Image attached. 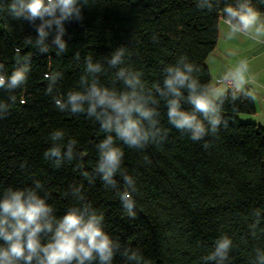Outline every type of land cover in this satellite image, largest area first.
Segmentation results:
<instances>
[{"label":"trees","instance_id":"1","mask_svg":"<svg viewBox=\"0 0 264 264\" xmlns=\"http://www.w3.org/2000/svg\"><path fill=\"white\" fill-rule=\"evenodd\" d=\"M197 0H89L82 9V22H66L68 51L58 56L52 48L41 54L24 44L35 36L32 25L0 15V63L10 75L16 54L31 56V72L26 84L15 91L17 101L9 115L0 119V194L9 186L27 188L39 180L50 193L48 203L63 215L75 201L71 185H83L86 199L104 214V227L123 247L139 249L145 264H203L201 257L222 235L232 238L234 247L229 264H252L254 249H264V234L253 238L248 224L251 213L261 209L264 216V126L241 120L239 112L253 113L254 100L244 96L225 101L224 123L217 135L193 141L167 120L161 105V126L167 129L162 146L144 150H124L123 166L137 182L136 215L130 217L114 190L105 188L94 168L98 159L95 145L104 138L99 124L86 115L60 112L45 94V73L59 71L63 78L59 94L78 90L83 59H100L124 45L125 65L144 73L149 85L162 80V68L186 55L200 68L201 83L210 84L205 63L218 39L222 9L235 0H219L213 11L200 10ZM264 12V0H252ZM157 36V41L152 36ZM51 39V37L49 38ZM80 62L73 59L75 52ZM111 71L101 81L111 86ZM9 93L0 89V101ZM190 110L189 105L184 106ZM63 129L65 142L77 140L82 159L56 168L43 153L51 146L50 133ZM208 143V147L203 145ZM147 156L151 163H147ZM25 167H21V164ZM82 171L95 179L89 182ZM119 179V177H117ZM44 195V191L40 192ZM264 229V221L259 225ZM113 264H126L117 255Z\"/></svg>","mask_w":264,"mask_h":264},{"label":"clouds","instance_id":"2","mask_svg":"<svg viewBox=\"0 0 264 264\" xmlns=\"http://www.w3.org/2000/svg\"><path fill=\"white\" fill-rule=\"evenodd\" d=\"M219 0H197L196 6L208 12ZM89 0H0V15L12 20L26 21L36 35L24 38V44L32 46L41 54L52 48L58 56L68 51L66 22H82V9ZM222 11L223 23L227 26L226 38L238 34L264 41V17L252 0H235L226 4ZM51 37V39H49ZM153 35L152 40L157 41ZM128 49L118 46L100 59L87 55L83 59V72L79 76L78 90L59 94L57 85L63 74L59 71L45 73V94L51 96L60 112L71 115L84 114L99 124L104 138L96 145L98 159L94 172L99 175L105 188L114 190L121 206L130 217L136 215L138 195L135 177L123 166L124 150H144L149 145L157 147L167 140V129L161 126L160 108H166L168 123L187 133L193 141L217 135L224 123L222 115L225 101L234 104L244 96L254 99L248 90L250 71L247 60H240L228 68L216 85L201 83L200 68L186 55H180L175 63L162 68V80L149 85L144 73L125 65ZM73 59L80 62L79 51ZM111 71V86L101 81V75ZM31 72V56L16 54V67L9 75L6 66L0 63V89L9 93L8 101H0V119L6 118L17 101L14 94L23 87ZM218 85V86H217ZM189 105L190 110L184 106ZM51 146L43 153L56 168L66 162L82 159L77 150V140L65 142V132L57 129L50 133ZM208 147L206 142L203 145ZM147 163H151L147 156ZM21 164V167H25ZM90 183L95 177L82 171ZM119 177V179H117ZM44 191V195L40 192ZM75 203L63 215L48 200L50 193L44 190L41 181L27 188H5L0 194V264H113L117 255L126 264H145L139 249L123 247L104 227V214L93 207L83 193V185H71L70 192ZM261 209L251 213L248 229L253 238L257 232L264 234L259 225L264 221ZM234 247L228 235L215 240L212 250L201 257L203 264H229ZM252 264H264V249H254Z\"/></svg>","mask_w":264,"mask_h":264},{"label":"crops","instance_id":"3","mask_svg":"<svg viewBox=\"0 0 264 264\" xmlns=\"http://www.w3.org/2000/svg\"><path fill=\"white\" fill-rule=\"evenodd\" d=\"M227 32V26L223 20H220L216 45L205 60L210 72V85H216V82L228 68L235 66L240 60H247L250 68L248 90L252 92L255 103V111L251 116L254 117L256 123L263 124L264 41L255 40L243 34L226 38Z\"/></svg>","mask_w":264,"mask_h":264},{"label":"rangeland","instance_id":"4","mask_svg":"<svg viewBox=\"0 0 264 264\" xmlns=\"http://www.w3.org/2000/svg\"><path fill=\"white\" fill-rule=\"evenodd\" d=\"M262 15H264L263 12H261ZM222 20V19H221ZM238 114V117L241 119V120H251V121H255L254 117L251 116L253 115V113H246V112H239V113H236ZM260 118V117H259ZM259 124V123H258ZM262 124V123H261ZM264 126V123L262 124Z\"/></svg>","mask_w":264,"mask_h":264}]
</instances>
